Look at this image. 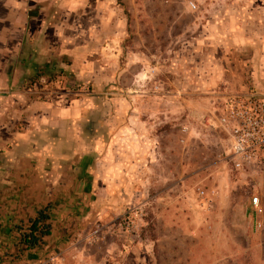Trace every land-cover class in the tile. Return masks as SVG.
<instances>
[{"label": "crops", "instance_id": "crops-1", "mask_svg": "<svg viewBox=\"0 0 264 264\" xmlns=\"http://www.w3.org/2000/svg\"><path fill=\"white\" fill-rule=\"evenodd\" d=\"M120 1L0 0V264H63L73 235L147 198L161 202L151 212L165 219L167 237L180 234L177 220L193 206L184 187L190 152L212 174L209 203L195 206L212 210L222 234L233 239L239 230L264 243V172L250 180L262 209L254 214L246 174L230 165L238 178L226 173L229 139L219 123L227 98L249 91L264 98V7L233 12V4L212 3L210 17H196L166 48L163 90L154 95V47L138 31L124 41ZM191 112L204 124L193 121L188 137L195 131L203 145L192 151L183 135L176 176L155 159L169 154L171 128L157 134L155 117L181 125ZM160 166L166 175H157ZM41 210L50 235L29 253L34 260L14 258L19 225Z\"/></svg>", "mask_w": 264, "mask_h": 264}, {"label": "rangeland", "instance_id": "rangeland-1", "mask_svg": "<svg viewBox=\"0 0 264 264\" xmlns=\"http://www.w3.org/2000/svg\"><path fill=\"white\" fill-rule=\"evenodd\" d=\"M190 2L193 3V6L190 5ZM118 3L121 5L123 16L129 25L124 41L130 42L133 38L131 32L138 31L144 43L152 44L154 47L155 72L154 77L151 78L154 79L155 84L154 95L163 90L161 87L164 78L162 67L164 62L168 63V59L165 60L168 55L166 48L179 44L177 40L175 43V37L182 33L196 17H210L215 12L211 8L212 3L233 4V12L234 9L243 7L248 10L264 11L261 9L264 7V0H121ZM223 9L222 12H225V8ZM189 32L188 30L186 34ZM83 86L81 83L78 88L81 89ZM84 90L92 92L86 85ZM108 91L107 96L112 100L108 110L110 109L113 117L115 90L110 88ZM126 93L130 94L131 92L128 90ZM126 109L124 114L130 111V106H127ZM98 112L99 108H96L92 117H98ZM156 114L160 115L161 113L156 112ZM155 118L154 130L157 134L161 135V132L166 129V125L171 127H169L170 130L168 127L166 129L169 132L165 141L169 154L163 157V154L156 153L155 159H159V162L164 164L167 163L171 172L177 176L180 160L178 151L183 148L185 138L190 143L192 151H199L202 148L203 143L195 131H192V137H188V134L191 133V129L194 130L193 121L204 124V116L194 115L191 112L188 116L189 119L181 125V121L178 120H173L174 125L169 123L164 125L161 117L156 116ZM183 126H187L186 131L182 130ZM211 127L214 128V126ZM179 132L180 134H178ZM225 138L223 137V141L226 150L228 141ZM206 144L212 149L216 148L214 143ZM190 153L186 159H183L189 166L185 171L187 176L184 187L188 195V203H192L193 206H189L188 212L177 220L183 232H179L180 234L174 232L172 236L167 237L165 219L161 216L153 217L154 214L151 212V207L153 205L161 206V202H147L149 200L147 198L138 204L129 203L118 215L112 216L106 222H100L101 225H105L97 224L89 233L79 231L73 235L70 243L72 245L67 251L61 253L64 257L63 264H264V243L256 246L252 240H248V236L243 235L239 230H235L233 239L230 234L227 236L224 234V230H226L224 228H222L224 231L222 234L212 210L201 212L195 206L201 201L209 203L212 191L209 180L212 178V174L208 170L200 168L202 158L193 154L194 152ZM229 168L227 163L226 173L234 174ZM222 173L223 171L216 172V175L222 177ZM157 175H166V170L160 166ZM234 177L238 178L236 175ZM247 182L243 184V188L249 193L253 187ZM155 189H157L156 186ZM202 190L203 194H201ZM241 190H243L242 187ZM126 216L134 221L135 226L132 230L126 231L119 226L114 229L109 227L111 224L122 222ZM96 229H98L96 234H92ZM153 238L159 240L154 242ZM262 241L264 242V237Z\"/></svg>", "mask_w": 264, "mask_h": 264}, {"label": "built area", "instance_id": "built-area-1", "mask_svg": "<svg viewBox=\"0 0 264 264\" xmlns=\"http://www.w3.org/2000/svg\"><path fill=\"white\" fill-rule=\"evenodd\" d=\"M190 5L193 6V3L190 2ZM219 123L229 139L224 159L232 170L245 173L247 180L252 181L256 173L264 172V98L252 91L227 98L221 108ZM182 130L186 131L187 126H183ZM251 181L250 185L253 187ZM250 203L254 214L261 212L260 197L253 190L250 193ZM116 226L127 231L132 230L135 225L126 216L122 222L109 225L111 229ZM255 226L261 227L262 223L256 221ZM97 231L98 229L92 234Z\"/></svg>", "mask_w": 264, "mask_h": 264}, {"label": "trees", "instance_id": "trees-1", "mask_svg": "<svg viewBox=\"0 0 264 264\" xmlns=\"http://www.w3.org/2000/svg\"><path fill=\"white\" fill-rule=\"evenodd\" d=\"M41 210L37 216L30 219L25 226L20 224L18 227V241L14 258H19L23 255L29 257V253L35 251L39 247L46 236L50 235V225L47 222L48 216Z\"/></svg>", "mask_w": 264, "mask_h": 264}]
</instances>
